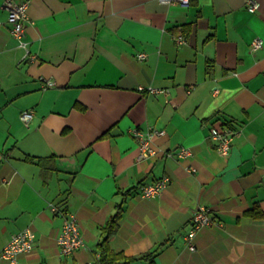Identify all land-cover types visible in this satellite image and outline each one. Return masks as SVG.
I'll list each match as a JSON object with an SVG mask.
<instances>
[{
	"label": "crops",
	"instance_id": "obj_1",
	"mask_svg": "<svg viewBox=\"0 0 264 264\" xmlns=\"http://www.w3.org/2000/svg\"><path fill=\"white\" fill-rule=\"evenodd\" d=\"M3 1L0 251L29 229L34 247L17 264H92L120 211L110 248L157 250L152 263L129 264H264V0L252 14L245 0H26V56ZM256 37L263 46L253 52ZM47 80L54 86L43 88ZM220 125L237 133L225 157L210 136ZM149 128L164 135L137 161L133 130ZM165 176L157 197L140 196L141 184ZM199 206L212 221L190 251L184 237ZM67 214L84 246L61 256Z\"/></svg>",
	"mask_w": 264,
	"mask_h": 264
},
{
	"label": "built area",
	"instance_id": "obj_2",
	"mask_svg": "<svg viewBox=\"0 0 264 264\" xmlns=\"http://www.w3.org/2000/svg\"><path fill=\"white\" fill-rule=\"evenodd\" d=\"M163 4H177L181 7H188L190 0H157ZM247 5V11L249 13H255L258 8V3L255 0H245ZM28 2L26 0H4L3 9L7 13V22L11 26V35L18 42L19 48L24 50V55L28 54L27 42H26V23L28 22L27 15ZM175 42L177 44L184 43L182 35L176 37ZM263 41L261 38H254L250 47L253 52L261 49ZM139 60L145 59L144 54H138ZM54 86V83L47 80L43 84V88H50ZM149 94L159 95L167 93L164 89H149ZM20 121L27 126L33 119V113L31 111H24L20 113ZM236 131L228 125H220L218 127H212L210 129V136L216 143V150L219 155L227 156L231 147L232 141L236 135ZM133 135L138 142V154L137 161H143L153 157L156 154V150L152 146V142L155 138L164 135L163 130H157L149 128L143 132L139 129L133 130ZM179 157H187L190 155L188 149H180L178 151ZM171 180L165 176L155 180L152 183L141 184L139 187L140 196L143 199H153L157 197L169 184ZM52 210H56L51 207ZM212 214L211 210L206 206H199L191 216L190 229L185 235L184 239L187 248L190 251H195L194 238L198 231L211 224ZM57 244L59 253L61 256H69L75 251L81 249L84 246L83 239L80 234V228L77 218L73 214H67L63 219V224L60 233L57 237ZM34 247V237L29 229H25L19 233H16L10 237L9 242L0 251V259L7 261L9 264H17L20 257L29 254Z\"/></svg>",
	"mask_w": 264,
	"mask_h": 264
},
{
	"label": "trees",
	"instance_id": "obj_3",
	"mask_svg": "<svg viewBox=\"0 0 264 264\" xmlns=\"http://www.w3.org/2000/svg\"><path fill=\"white\" fill-rule=\"evenodd\" d=\"M28 161H33L32 157H25ZM250 215H254L252 212L249 213ZM120 217V211H118L115 215H113L106 225L102 228V231L106 233V237L102 240L101 243L98 244V252L99 256L97 257L96 261L92 264H129L135 261L140 260H149L152 263V259L157 253V250L152 252H148L145 254H141L136 257H126L123 255L122 252H115L109 246V237L113 234L117 226V220ZM45 264V263H42Z\"/></svg>",
	"mask_w": 264,
	"mask_h": 264
}]
</instances>
